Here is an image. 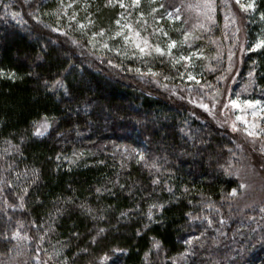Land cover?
<instances>
[{"label": "trees", "instance_id": "1", "mask_svg": "<svg viewBox=\"0 0 264 264\" xmlns=\"http://www.w3.org/2000/svg\"><path fill=\"white\" fill-rule=\"evenodd\" d=\"M120 1L0 0V264H29L15 233L48 264H264V202L235 210L231 136L154 85L219 88L221 0L203 28L198 0ZM248 3L241 74L264 101V0ZM120 23L159 43L140 53Z\"/></svg>", "mask_w": 264, "mask_h": 264}, {"label": "rangeland", "instance_id": "2", "mask_svg": "<svg viewBox=\"0 0 264 264\" xmlns=\"http://www.w3.org/2000/svg\"><path fill=\"white\" fill-rule=\"evenodd\" d=\"M77 1L79 0H76V2ZM124 1H127L130 5L133 4L132 0ZM198 1L196 7L190 8V13L194 14H191V16L189 15L187 20H200L199 25L195 28H203L204 24L213 22L215 8L212 4L204 2L206 0ZM220 2L224 6L220 9L221 26L224 28L225 33L228 31L231 32V39H226L225 37V45L221 48L217 46L216 52L212 57V60L218 62L223 61L222 70H217L215 68L211 69V71H218L219 73L216 79L219 88L201 82L203 85L202 91L194 95L189 92V87H170L169 85H158L156 83L154 85L156 90L159 91L161 95L168 98L172 104H183L200 119L225 130L231 136L234 147L233 152L236 154L233 157L236 163L232 167V173L239 182L241 188L240 195H238L235 200V210H237L240 215H243L250 209L257 208L264 202V153L260 151L261 146L264 145V132H261V130L264 129V111L260 110L264 109V101L256 100L260 101V105L255 106V110L257 111L256 116L252 115L254 108H250L246 105H241V108H234L229 103L230 100L236 99L237 96H239L240 101L248 100L246 97L252 90L250 83L251 75L242 76L241 74L243 60L248 52L243 28L245 10L242 9L238 3L233 4L227 0H221ZM72 5L73 3L69 6L71 7ZM124 25H127V23ZM124 25L120 23L122 29L120 28L116 32V37L118 36L117 33L120 34L124 32L121 39L123 42L133 43L135 46L137 43L142 44L143 40H147L148 43H159L155 38L150 37L149 40V37L144 36L139 28H137V31H133L132 28L124 27ZM193 25L194 24H190L189 26L190 33L193 29ZM191 27L192 29L190 30ZM137 32H139V36L136 35ZM125 36L129 37V39L125 40ZM95 40L96 39H94L93 43H98V41ZM149 49L150 45L148 44L145 50ZM82 52L84 53L83 50ZM94 58L95 57L90 54L87 56V60H92ZM144 77H146V75ZM201 93H203V95ZM202 104L208 105V108L205 109L201 107ZM225 105H227V107H225ZM237 116H243L244 120H237ZM245 120L247 124H245ZM44 122L45 120H40L35 125V134L37 128ZM47 123L49 127V122L47 121ZM233 124L236 125L235 130L232 127ZM253 124L256 125L254 129L251 127ZM48 127L46 130H48ZM246 128L248 131L261 132V135L259 137L249 136L245 131ZM46 130L41 129L43 133H45ZM241 185H244V187H241ZM21 238L22 239L17 238V243L20 248H24L23 250H25L27 247V250L32 252L29 264H48L37 245L35 243L33 244V239L29 237L28 239L24 237ZM32 244L33 247L31 246Z\"/></svg>", "mask_w": 264, "mask_h": 264}, {"label": "snow or ice", "instance_id": "3", "mask_svg": "<svg viewBox=\"0 0 264 264\" xmlns=\"http://www.w3.org/2000/svg\"><path fill=\"white\" fill-rule=\"evenodd\" d=\"M139 2H140V0H132L133 5L139 4ZM236 2H237L238 4H240V0H236ZM121 6L123 7L124 5L121 4ZM240 7H241L242 9H244V10H247V9L254 8V4H252V3H248V4H246V5H245V4H240ZM153 11H155V9H153ZM169 15H171V13H169ZM73 18H74V17H73ZM177 18H179V17H177ZM262 18H264V16H262ZM117 24H119V21H117ZM80 27L83 28L84 25H80ZM124 27H130V26H129V25H124ZM94 35H103V30H101V32H99V33H94ZM117 35H119V33H117ZM136 35L139 36V35H140L139 32H137ZM165 35H166V33H165ZM128 39H129V37L125 36V40H128ZM175 43H176L175 41H172V42L168 45L169 50H170L172 47L175 46ZM262 46H264V40H260V41H258L253 47L258 49V48H261ZM104 47L107 48L108 45L105 44ZM147 47H148V42H147V40H143V41H142V44H141V43H137V44H136V48H137L138 51H139L140 53H142V54L145 52V49H146ZM155 51L158 52V53H160L161 55L164 54V50L161 49L158 45L155 46ZM168 54L170 55L171 52L169 51ZM181 59L188 60V59H190V58H189V57H181ZM109 63L111 64V61H109ZM137 71H139V69H137ZM151 74H152V75H156L155 73H151ZM188 79H189V80H194L195 77L192 76L191 74H188ZM229 103H230L234 108H241V105H246V106H248V107H250V108H254V110H253V112H252V115H253V116H256V115H257V111L255 110V106L260 105V101H252V100H243V101H240L239 96H237L236 99L230 100ZM201 107L207 109V108H208V105H206V104H202ZM225 107H227V105H225ZM260 110L264 111V109H260ZM236 119H237V120H244V117H243V116H237ZM244 122H245V124H247V121H246V120H245ZM47 127H48V123H47V121L45 120V122L42 123V124L40 125L39 128H37V130H36V134H38V135H43V132L41 131V129L46 130ZM232 127H233V129L235 130L236 125L233 124ZM251 127L254 129V128L256 127V125L253 124V125H251ZM245 131L247 132V134H248L249 136H252V137H259V136L261 135V132H264V129H262L261 132H255V131H248V129L246 128ZM260 151H261L262 153H264V145L261 146ZM241 187H244V185H241ZM235 194H236V193H235V190H234L233 193H232V195H235ZM21 206H22V205H21ZM101 231H103V229H101ZM18 237H19V233H15V234L13 235V239H17ZM156 246H157V247L159 246L158 243H157Z\"/></svg>", "mask_w": 264, "mask_h": 264}]
</instances>
